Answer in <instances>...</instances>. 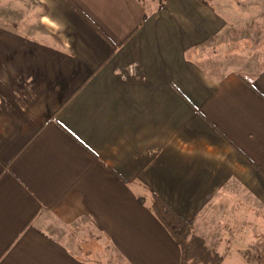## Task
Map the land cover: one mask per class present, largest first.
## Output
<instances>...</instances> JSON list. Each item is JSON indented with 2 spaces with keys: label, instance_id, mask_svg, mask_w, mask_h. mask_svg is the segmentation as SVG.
Masks as SVG:
<instances>
[{
  "label": "crops",
  "instance_id": "1",
  "mask_svg": "<svg viewBox=\"0 0 264 264\" xmlns=\"http://www.w3.org/2000/svg\"><path fill=\"white\" fill-rule=\"evenodd\" d=\"M203 1L37 0L41 32L0 20V264H178L152 192L221 264L254 262L264 0ZM211 50L235 59L209 67Z\"/></svg>",
  "mask_w": 264,
  "mask_h": 264
},
{
  "label": "trees",
  "instance_id": "2",
  "mask_svg": "<svg viewBox=\"0 0 264 264\" xmlns=\"http://www.w3.org/2000/svg\"><path fill=\"white\" fill-rule=\"evenodd\" d=\"M159 3L162 4V0ZM150 208L177 243L180 250L178 264H221L222 256L192 233L193 219L182 218L153 192Z\"/></svg>",
  "mask_w": 264,
  "mask_h": 264
},
{
  "label": "rangeland",
  "instance_id": "3",
  "mask_svg": "<svg viewBox=\"0 0 264 264\" xmlns=\"http://www.w3.org/2000/svg\"><path fill=\"white\" fill-rule=\"evenodd\" d=\"M37 0H0V20L2 21L6 17H13L17 22L31 24L32 30L36 32H41L42 28L39 25V15L43 11L42 7L36 2ZM26 24V25H27ZM263 49L259 50V48L254 50H249L248 55L246 57L253 58V56H258L259 59H263ZM227 57L234 58V56H227L224 52H219L218 50L215 51H208L204 54L202 59L203 64L212 67L216 65H220L225 60L227 61ZM231 60V59H228ZM258 218V217H257ZM260 219L256 220V228H264V221H259ZM245 223V222H244ZM243 223L239 222V225ZM261 224V225H260ZM193 228H194V220H193ZM192 233L194 234V230L192 229ZM196 236V235H195ZM199 237V236H197ZM257 247L251 250L250 253L245 254L246 257H251L252 254V264H264V241L257 242ZM214 250V249H213ZM215 251V250H214Z\"/></svg>",
  "mask_w": 264,
  "mask_h": 264
}]
</instances>
